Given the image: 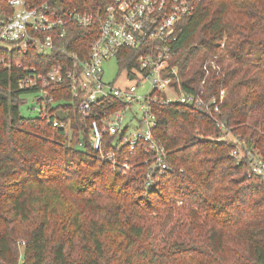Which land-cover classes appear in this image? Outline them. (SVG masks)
<instances>
[{
    "label": "trees",
    "instance_id": "1",
    "mask_svg": "<svg viewBox=\"0 0 264 264\" xmlns=\"http://www.w3.org/2000/svg\"><path fill=\"white\" fill-rule=\"evenodd\" d=\"M29 1L66 19L113 0ZM191 1L171 62L185 88L206 78L208 95L226 90L222 120L264 158V0ZM98 34L96 25L69 23L58 45L87 59ZM123 54L120 68L138 64L140 51ZM17 61L27 70L0 67V264H264V177L249 176L250 161L211 138L220 135L214 121L191 106L153 105L170 168L153 171L148 189L151 156L106 136L102 152L114 161L102 158L68 80L49 88L45 116L23 114L32 89L19 90L18 80L34 67H73L69 54L31 49ZM210 61L219 68L210 63L206 76Z\"/></svg>",
    "mask_w": 264,
    "mask_h": 264
},
{
    "label": "built area",
    "instance_id": "2",
    "mask_svg": "<svg viewBox=\"0 0 264 264\" xmlns=\"http://www.w3.org/2000/svg\"><path fill=\"white\" fill-rule=\"evenodd\" d=\"M194 7L191 0H113L101 11L74 9L64 19L50 15L48 2L0 0V67L12 69L15 65L17 71H26L21 61L13 62V57L27 54L31 49L44 55L57 50L69 54L73 67L59 64L47 72L31 68L18 80L17 88L32 89L33 107L45 116L47 104L53 103L49 88L68 80L73 98L79 102L81 117L91 123V144L95 150L102 152L105 137L114 136L119 149L127 147L133 152L143 148L151 156L148 189L154 183L153 171L163 174L170 168L168 151L155 136L154 104L178 103L204 113L220 131V135L211 138L228 141L232 146L230 154L238 162L249 160V176L264 177V158L250 149L245 139L234 136L221 118L226 90L208 95L206 78L194 90L185 88L179 65L171 62L173 45L183 30V22L193 15ZM69 23L84 28L98 27L99 34L91 43L87 59L59 47L58 40L66 35ZM126 50L140 51L138 64L126 69L128 79L137 82L118 87L115 81L105 79V64L115 60L121 67L119 57L127 59L123 54ZM210 63L213 69L219 68L214 61L206 63V76ZM48 120L69 130L68 124L51 117ZM102 158L114 161V154L102 152Z\"/></svg>",
    "mask_w": 264,
    "mask_h": 264
},
{
    "label": "rangeland",
    "instance_id": "3",
    "mask_svg": "<svg viewBox=\"0 0 264 264\" xmlns=\"http://www.w3.org/2000/svg\"><path fill=\"white\" fill-rule=\"evenodd\" d=\"M105 69H106L105 79L108 81H115V85L118 87L129 86L137 82L135 79L134 80L128 79L127 70L120 68L115 60H111L107 62L105 64ZM140 92H144V89H140ZM25 98L27 99V101L23 107V114L25 116L37 115L38 109H36V107H33L32 96L30 94H27ZM234 136H236L235 133ZM227 137H229V135H227ZM177 205L178 206L181 205V202H178ZM20 243L22 245V242ZM23 256H24V248L21 247V259H23Z\"/></svg>",
    "mask_w": 264,
    "mask_h": 264
}]
</instances>
